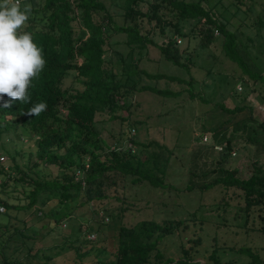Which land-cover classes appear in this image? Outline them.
Masks as SVG:
<instances>
[{
    "label": "trees",
    "instance_id": "trees-1",
    "mask_svg": "<svg viewBox=\"0 0 264 264\" xmlns=\"http://www.w3.org/2000/svg\"><path fill=\"white\" fill-rule=\"evenodd\" d=\"M24 1L26 3L21 5V10L24 5L30 4L32 12L21 31L31 33L34 43L42 49L46 64L39 76L32 80V85L28 89L29 102L10 101V107H3L9 98L5 96L0 99V133L11 125V121L5 118L9 115L13 118L11 120L18 121L22 129L26 130L25 134L29 135L35 146L33 151L35 160L27 172L15 162L10 167L15 171L13 180L19 181L25 187V203H13L7 199V194H0V202L4 206L2 212H6V219L0 220V262L3 264L18 261L17 257L9 258L5 253L4 246L7 241L12 240L13 236H26L21 230L23 227L15 225L6 232L9 218L23 222V219L17 216L18 213H25L37 205L45 214L42 206L50 199H56L60 204L59 208H62L65 202L73 199V193L80 195L83 199L80 202H84L91 198H105L107 189L111 188L114 196L120 198L122 194L117 189V181L125 177H129L131 182L145 181L153 186L163 184L162 171L167 157L158 161L154 150L146 154H136L133 150L135 146L145 148L154 145L166 149L167 147L155 140L143 142L134 139L132 137L134 132H130L134 127L129 126L125 131L123 121L134 124L137 120L126 119V115H122L120 111L129 112L127 94L133 89L145 88L158 93L168 91L148 84L136 87V83H125L124 79L132 74L143 73L148 78L179 80L175 75L149 72L138 65L142 51L146 49L148 43H153L160 54L173 64L188 68L189 59L187 55H182L175 35L169 34L163 42L155 43L148 37L150 30L141 29L139 18L143 17L151 26H157L161 33L163 26H169L176 34L197 36V43L201 46H207L219 38L222 53L239 68L235 75L236 80L245 84L243 80L245 75L253 83V90L260 85L264 103V63L261 60L264 44L254 54L249 53L247 45L241 42L237 30L228 26L227 6L223 5L221 0H108V5L104 0ZM142 2L145 4L144 10L139 6ZM261 2L264 4V0H249L247 3L243 0H230L229 4L241 10L242 17L247 18L246 14L252 7L264 11ZM109 5L117 7V10L110 8ZM114 15L118 16V20ZM185 19L194 21L188 33L182 32L180 26V21ZM240 23H243L242 20ZM256 23L258 27H264V20L260 15L257 16ZM111 33L122 35L118 42L127 47L126 53H132L135 58L129 71L117 73L109 66L110 59L107 55L110 52L108 50L112 49L109 47L107 50L108 47L105 45ZM249 38L246 36V39ZM115 53L123 60L125 53L120 51ZM71 70L74 71L80 88L61 86L62 78ZM121 73L125 74L124 79L117 76ZM192 81L193 77L189 75L186 82L190 84ZM238 86V89H241V86ZM188 94L192 98L196 96L192 90L188 91ZM40 102L46 103V110L38 116H30L28 110ZM215 104L230 115L247 108L249 111L247 118H252L249 105L235 103L227 107L220 102ZM97 112L104 114L108 119L119 120L121 124L119 131L125 134L120 143L117 141L108 146L103 141L95 126ZM230 118L227 117L225 121L229 122ZM224 124L220 121L210 133L215 142L223 143L222 150L217 151L214 165L199 173L189 168L186 187L197 186L202 189L219 184L238 188L242 195L243 209L247 212L253 205L264 204V174L261 173L260 167L253 163L255 164L253 171L246 177H240L236 168L227 164L228 158L233 155L230 153V139L224 136L216 137L219 128L225 127ZM256 126L264 133V122L256 121ZM203 133H200V137L204 135ZM247 138L252 141L251 136ZM127 142L132 145V151L126 146ZM214 144L216 143H211L209 147L213 148ZM193 156L194 154L190 155V164ZM40 163L54 164L60 171L51 177L38 175L32 166ZM75 169L80 170L79 177H74ZM0 172L10 175L9 170L4 169L1 164ZM2 185L0 182V189ZM121 185L123 186L122 183ZM91 191L96 192L93 194L94 197ZM57 211L58 213L60 211V214L50 216L48 224L56 223L61 216L68 213L61 209ZM97 213L95 211L93 217L96 218ZM262 219L264 220V216ZM185 224L180 218H168L162 222L140 219L131 225L121 223L117 228L113 257L99 263L230 264L229 260L222 261L215 249H210L202 260L195 259L188 254L189 248L182 244L180 256L164 255L157 244L159 239L171 233L175 226H186ZM262 228L264 222L261 224ZM189 240L194 245L198 242V238ZM80 247V244L72 245L76 257H80ZM30 250L27 246L25 254L28 258L34 256L36 252L35 250L31 253ZM236 250L247 253L251 261L258 260L256 253L248 247H238ZM41 256L42 260L29 258L23 264H52L51 255Z\"/></svg>",
    "mask_w": 264,
    "mask_h": 264
},
{
    "label": "rangeland",
    "instance_id": "rangeland-1",
    "mask_svg": "<svg viewBox=\"0 0 264 264\" xmlns=\"http://www.w3.org/2000/svg\"><path fill=\"white\" fill-rule=\"evenodd\" d=\"M104 1L108 5V0ZM229 1L221 0L227 6L228 26L237 30L241 42L247 45L250 54H254L264 44V27H258L256 23L259 15L264 20V11L252 7L246 14L247 18H244L241 10L233 8ZM25 3L21 1V5ZM139 6L145 9L143 2ZM110 8L117 10L115 6ZM114 17L118 20L117 15ZM240 20L243 23L239 24ZM193 22V19L180 21L182 32L188 33ZM139 24L142 30H150L148 37L155 43L163 42L169 34L179 37L177 46L182 55H187L189 59L188 68L173 64L160 54L153 43H148L138 65L149 72L175 75L179 80L148 78L143 73L132 74L124 79V73L117 74L125 83H136V87L148 84L168 91L158 93L145 88L133 89L127 94L129 112L120 111L126 115V119L137 120L134 124L123 121L125 131L129 126L134 127V139L143 142L155 140L167 147L135 146L133 150L136 154L154 150L158 161L167 157L162 171L163 184L153 186L145 181L131 182L129 177H125L117 181V189L122 194L120 198L114 196L111 188L107 189L105 198H91L84 202H80L83 200L80 195L73 193V199L65 202L62 208H59L56 199H50L42 206L45 214L37 205L25 213H18L17 216L23 222L9 218L6 232L15 225L23 227L21 230L26 236H13L4 246L9 258H18L19 262L13 264H23L29 258L42 260V254L51 255L52 264H100V261L113 257L119 224L131 225L140 219L162 222L168 218L183 219L186 226H175L171 233L159 239L157 244L164 255L180 256L182 244L189 248L190 256L199 260L210 249H215L219 258L222 261L229 260L230 264H264V228L261 229L264 204L253 205L245 212L238 188L219 184L202 189L197 186L186 187L189 168L199 173L214 165L218 153L209 145L218 142L214 141L210 133L220 121L225 123V127L219 128L216 137H229L231 149L234 150L227 164L235 167L240 177H246L253 171V163L264 174V133L256 126V121L264 122L261 86L257 85L253 90V83L245 75V84L236 80L239 68L224 56L219 38L207 46H201L197 43V36L176 34L169 26H163L161 33L157 26H151L143 17L139 18ZM246 36L251 39H246ZM121 37L120 34L111 33L105 45L107 50L109 47L112 49L108 50L107 58L110 59L109 66L117 73L129 71L135 60L132 53H126L127 47L118 42ZM117 51L125 53L123 60L116 56ZM261 60L264 63V52ZM189 75L193 77L190 84L186 82ZM238 85L241 89H238ZM61 86L80 88L81 85L71 70L62 78ZM190 90L196 94L193 98L188 94ZM119 98L121 100V96ZM217 102L227 107L235 103L249 105L252 118H247V108L230 115L221 110L215 104ZM227 117H231L229 122L225 121ZM5 118L11 121V125L0 133V164L9 170L10 175L0 172V182L3 183L0 194H7V199L13 203H25V187L13 180L15 171L10 167L15 162L27 172L35 160V146L18 121L11 120L13 118L9 115ZM120 125L118 119H108L100 112L95 114L96 129L108 146L117 141L120 143L123 139L125 134L119 131ZM202 132L206 140H201ZM248 136L252 137V141ZM191 154L194 156L190 164ZM32 169L38 175L48 177L60 171L54 164L41 163L32 166ZM93 194L96 192L91 191ZM58 209L67 211V215L61 216L52 225L48 224L50 216L60 214ZM95 211L98 212L96 218L93 217ZM4 219L6 212H1L0 220ZM191 238H198V242L191 244ZM77 244L81 245L80 257L74 255L72 248V245ZM27 246L31 253L36 250L34 256H26ZM238 247H248L256 253L258 260L251 261L247 253L236 250Z\"/></svg>",
    "mask_w": 264,
    "mask_h": 264
},
{
    "label": "clouds",
    "instance_id": "clouds-1",
    "mask_svg": "<svg viewBox=\"0 0 264 264\" xmlns=\"http://www.w3.org/2000/svg\"><path fill=\"white\" fill-rule=\"evenodd\" d=\"M31 12L30 4L21 10V0H0V99L9 98L3 107H10V101L29 102L32 80L46 64L31 33L21 31ZM46 107L44 102L37 103L28 114L38 116Z\"/></svg>",
    "mask_w": 264,
    "mask_h": 264
},
{
    "label": "built area",
    "instance_id": "built-area-1",
    "mask_svg": "<svg viewBox=\"0 0 264 264\" xmlns=\"http://www.w3.org/2000/svg\"><path fill=\"white\" fill-rule=\"evenodd\" d=\"M175 40H176V42H179L180 41L179 37H176ZM238 88H239V86H238ZM130 132L133 133L134 130L131 129ZM201 140H206V136L205 135H202ZM126 146L129 147V150H133L132 145L129 142L126 143ZM213 148H214L215 151H221L223 147H222V144L216 143V144L213 145ZM230 153L233 154L234 153V150L231 149L230 150ZM84 165L87 166L86 163ZM79 175H80V170L79 169H75V171H74V177H79ZM81 183L83 184L84 182L81 181ZM3 210H4V206L0 202V212H2ZM104 218L106 219V217H104Z\"/></svg>",
    "mask_w": 264,
    "mask_h": 264
}]
</instances>
